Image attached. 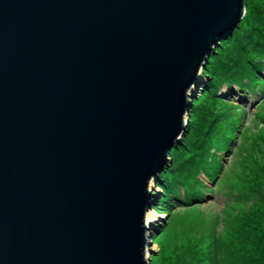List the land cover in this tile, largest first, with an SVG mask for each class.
Masks as SVG:
<instances>
[{"label":"water","instance_id":"1","mask_svg":"<svg viewBox=\"0 0 264 264\" xmlns=\"http://www.w3.org/2000/svg\"><path fill=\"white\" fill-rule=\"evenodd\" d=\"M244 4L0 0V264H150L151 183Z\"/></svg>","mask_w":264,"mask_h":264},{"label":"rangeland","instance_id":"2","mask_svg":"<svg viewBox=\"0 0 264 264\" xmlns=\"http://www.w3.org/2000/svg\"><path fill=\"white\" fill-rule=\"evenodd\" d=\"M244 5V17L236 26L240 34L236 31L233 39L258 33L264 38V0H245ZM228 42L220 41L208 59L202 73L207 82L191 102L187 131L151 187L159 195L150 210L162 215L148 232L150 264H264V90H210L212 75L226 57L243 61L229 52ZM257 42L251 47L256 49ZM222 134L229 139L225 149L218 146ZM215 146L219 170L196 177L199 195L182 192L178 201L166 199L169 179L179 178L181 171L182 179L189 178L195 164L210 165L202 160L203 153Z\"/></svg>","mask_w":264,"mask_h":264},{"label":"trees","instance_id":"3","mask_svg":"<svg viewBox=\"0 0 264 264\" xmlns=\"http://www.w3.org/2000/svg\"><path fill=\"white\" fill-rule=\"evenodd\" d=\"M236 31L237 28L232 31V34L230 36L222 41L224 43L229 41L228 43L231 44V49L229 50V52H235V54L238 53L240 57H242L243 61L229 62V57H226L225 64L221 66L222 62L220 63V67L212 75L213 78L210 77L213 81V83L210 84V90L214 92V94H216L223 86H226L228 88L236 86L240 90L246 89L248 93L249 91H254L256 93L259 91L258 93H260V91L262 92L264 90V38L260 33H258L257 35L248 34L246 36H242L243 39H239V41H237L233 38L238 36L240 32L237 31V33L239 34L236 35ZM256 41H261L256 43L258 49L252 48L256 47ZM212 81L210 80V82ZM229 126H231V124ZM220 138L221 142L218 143V146L221 149H225L226 146L224 147V145L228 142L229 139H227L225 134H222ZM216 149H218L217 146L212 147L211 152L210 150L207 151L206 149V151L203 153L202 160H208V162H210V165H203L201 163L195 164L193 167V171H189L191 173V176L189 178L186 177L182 179V174L185 171H181L179 178H177L176 175V179H169L172 180V182L166 190V199L172 197L174 198V200H178V196L181 195L182 192L185 195L194 194V197L198 196L199 194L197 195V191H195L196 189L194 188V185L197 184L196 177H199L202 172L206 176H210L212 173H214L215 170L216 172L217 170H219V168L216 166L217 163L214 158V155L216 154L215 151H217ZM179 172L180 169H177V173ZM168 203L170 204L171 200ZM258 240V238H255V242ZM252 246L254 247V245Z\"/></svg>","mask_w":264,"mask_h":264},{"label":"bare ground","instance_id":"4","mask_svg":"<svg viewBox=\"0 0 264 264\" xmlns=\"http://www.w3.org/2000/svg\"><path fill=\"white\" fill-rule=\"evenodd\" d=\"M197 89V87L195 88V90ZM231 93H229L230 95ZM186 131H187V128H186ZM186 133V132H185ZM179 143H177L176 145H178ZM176 147V146H175ZM153 185V183H151V186ZM153 200V196H152V199ZM162 214L158 215L156 213V211H152L150 210L147 214H146V217H145V224L147 225L148 227V232H152L151 230L153 229V220H155V217H160ZM146 255H147V250H146Z\"/></svg>","mask_w":264,"mask_h":264}]
</instances>
